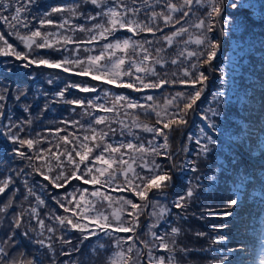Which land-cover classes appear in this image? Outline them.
<instances>
[{
  "label": "snow or ice",
  "instance_id": "obj_1",
  "mask_svg": "<svg viewBox=\"0 0 264 264\" xmlns=\"http://www.w3.org/2000/svg\"><path fill=\"white\" fill-rule=\"evenodd\" d=\"M37 4L38 0H0V27L5 29L0 32V58H12L4 59L0 67L10 72V65L19 62L25 69L58 70L49 72L48 86L65 74L79 78L51 93L37 89L38 96L46 98L42 113L62 103L70 116L78 118L63 119V127L33 135L32 105L21 103L29 99V89L0 87V138L11 143L13 156L27 162L26 168L11 169L0 179V200L8 197L0 204V227L7 222L0 232V264H42L39 256L29 260L26 252L18 251V236H34L33 242L48 252L51 264H59L57 241L61 256L71 258L80 251L69 238L72 233H78L81 245L92 238H110L114 251L106 264H178L177 254L187 256L194 249L178 245L182 228L169 217L176 209V220L184 219L205 182L214 188L223 178L230 198L221 208H202V220L229 219L246 194L264 203V161L256 191L257 177L237 168L235 157L231 166L221 157L210 172L187 177L183 194L167 201L174 177L199 173L196 161L213 151L231 156L228 145L240 143L246 135L247 125L240 134L227 135L218 118L234 99H244L229 90L232 63L234 58L238 66L245 62L242 58L254 52L255 45L247 42L245 47L246 42L240 41L223 63L214 62L224 40L246 27L243 16L227 14V8L255 18L252 0H71L33 13ZM88 6L91 10H82ZM259 15L264 20V12ZM120 32L129 35L120 38ZM78 33L85 38H78ZM11 38L18 43H11ZM259 46L264 49V39ZM258 55L264 57V52ZM213 73L219 85L209 103L215 106L203 107ZM28 78L36 80L37 75L32 72ZM168 88L180 90L168 92ZM69 90L90 95L70 99ZM157 91L163 105L154 95ZM9 100L27 117L16 116ZM140 115H154L155 123L149 126ZM195 115L199 124L190 119ZM190 124L195 131H188L186 141L173 150L171 138ZM141 131L151 138L145 140ZM251 153L264 154V135ZM73 181L82 185L73 187ZM60 190L63 195L57 194ZM21 196L24 201L18 202ZM49 200L56 207L41 215ZM145 215L150 222L147 238L141 239L138 230ZM227 227L213 225L211 232L196 233L210 238V246L201 253L214 254L211 264H234L237 254L245 251L243 244L228 246L230 241L222 234ZM64 264L80 262L69 259ZM258 264H264V250Z\"/></svg>",
  "mask_w": 264,
  "mask_h": 264
},
{
  "label": "trees",
  "instance_id": "obj_2",
  "mask_svg": "<svg viewBox=\"0 0 264 264\" xmlns=\"http://www.w3.org/2000/svg\"><path fill=\"white\" fill-rule=\"evenodd\" d=\"M65 3H71V0H38V4L33 7L32 11L33 13H38L41 11L48 10L51 6L59 5V4H65ZM264 5V4H262ZM84 11L91 10V6L85 7L82 9ZM227 14H231L235 16V13H231V10L227 8L226 10ZM237 15H242L244 18V23L246 27L257 29L261 33L264 34V20L259 19L256 20L255 18L251 17L249 12H243L239 13L237 12ZM78 23H82L83 21H77ZM5 31L4 28L0 27V32ZM126 32H120L118 33V37L122 38L124 37ZM78 38L84 39L85 36L83 33H78ZM218 35V33H217ZM151 38V37H149ZM11 43L17 44L18 41H16L14 38L10 39ZM225 44L229 42V39L224 40ZM223 42V43H224ZM222 43V46L224 47L225 44ZM21 50L22 46H21ZM226 50V49H225ZM4 59H8L11 61L12 58H0V64L4 62ZM222 58L218 59L216 58L215 64L219 65ZM12 70L6 71L2 67H0V87H3L4 85H10L11 88L14 90L15 88H19L21 90L27 88L29 89V99L27 101H22L21 103H30L32 105L31 108V114L33 117V135L35 132H43L45 128H56V127H63V125L60 123L63 119H77L76 116H70L68 106L62 103H56L51 106V110L45 111L42 113L43 105L46 102V98L43 96H38L37 89H43L44 91H48L49 93L56 91L59 89V87H63L64 84H66L69 79L76 81L79 78L76 77H69L66 74L61 77L59 81H57L56 85L48 86L46 83V80L48 78L49 72L58 71V70H44V69H36L35 67L33 69H25L19 66V62H16L14 65H10ZM169 71H172V67L169 66ZM35 72L37 75L36 80H30L28 77L29 75ZM215 74L213 73L210 80H209V86L207 87V92L205 93V96L208 98L211 95L213 85L212 82L215 80L214 78ZM258 80L254 82L253 84H250L253 89V93L250 94L251 98L254 100V98H257L259 100V105L255 104L251 106V110L247 114L246 119L249 121V133H252L255 129H257L256 124L258 125L262 119L263 111H264V66L261 68L258 72ZM217 77V76H215ZM256 84V85H254ZM261 86H260V85ZM114 87V86H111ZM117 92H127L131 93L130 90L127 89H115ZM180 90L179 88L173 89L168 88L166 91L173 92ZM156 93L159 94V97L161 99L158 101L159 103H163L162 94L157 91ZM90 94L86 93H80L77 90H69V96L68 98H81L83 96H88ZM50 99V97H49ZM8 107L13 108L15 111V115L19 116L21 118H26L27 114L23 113L19 110V108L16 107L15 101L9 100L7 102ZM139 119L144 123H150L151 125L155 123V116H144L140 115ZM191 120L195 121L197 124L200 123V120L198 118H195V116L190 117ZM193 125V124H191ZM71 131V129H69ZM185 130L184 133L181 134L180 132H177L173 135V137L170 140V144L173 150L179 148L184 142H185ZM63 135V133H61ZM27 138V137H25ZM223 142V141H222ZM252 144L254 145V140L251 138L250 141V149L252 147ZM229 146V145H228ZM47 147V145H45ZM232 147V148H231ZM229 146L230 150L235 155V158L237 159L236 167L237 168H243L245 170L247 165H250L253 169V175L256 176L257 171H261V164L260 163H250L245 161V159L242 156V149L239 148V146ZM183 155V154H181ZM258 155V154H257ZM181 157H177V160L179 161ZM214 155L211 156L209 159L210 163L214 162ZM166 163V162H165ZM27 162L21 161L18 157H15L12 155V145L10 142L4 140L3 138H0V179H3L7 174L8 171L11 169H21L26 168ZM229 165L231 166V162H229ZM203 170L209 169V166L207 163L203 165ZM248 171V170H247ZM15 179V176H14ZM174 185L167 189V201L173 200L177 195L183 194L185 188L187 185L185 184V179L181 178V176L174 177ZM260 181L257 180V183L259 184ZM82 185V182L80 181H73V187H79ZM17 187L23 188V185L20 183H17ZM84 187H88L89 190H92V187L90 185H86ZM203 190L206 192V186L203 185ZM68 191H72V188H68ZM57 194L63 195V190H60ZM214 194V196H213ZM8 195H11V193H8ZM7 196L3 197V200H0V204L3 203L4 200H7ZM230 198L229 196V185L222 180L218 187H216L213 192H207L205 197L202 199V201L198 202L195 200V194L191 200L190 206L187 209V212L184 214L185 218L181 220L172 219L174 223H176L178 226L182 228V232L179 236L176 237V240H179L181 243H178L180 247H187L189 249H194V251H191L187 256H184L183 254H177L176 260L178 261V264H211L213 253L209 252L206 254L201 253V249L207 248L210 246V238L206 237H197L196 233L198 231L200 232H211L213 225H220V224H227V229L224 230L222 234L226 235L230 241L229 247H238L240 244H243L245 246V252L246 253H238L237 256L239 257L238 260L234 261V264H240V261L243 262V264H250L251 254H249L250 249V238L248 234H246L247 230V221H248V215H249V202L245 200L244 202L235 209V213L233 216H231L229 219H200V212L202 208H221L223 206V203ZM24 198L23 196L20 197V201L23 202ZM163 201V202H167ZM24 207H28V202H24ZM56 206L53 205L50 200L48 202L47 208L43 209V212H41V215L44 214V212H47L49 209L55 208ZM179 210L173 209V215H175ZM63 213V210H60V214ZM208 214L205 213V216ZM216 215L223 216V212H218ZM141 220V229L138 230V234L140 235L141 239L147 238L145 236L146 232V225L149 223L148 216H142L140 218ZM7 222H5L3 227H0V232L6 229ZM23 231V229H21ZM125 235V234H121ZM73 244L80 245V251L78 254H73L71 258L66 256L60 255L61 245L59 242H56V260L59 262V264H64L66 260H78L80 264H106L107 257L109 253L114 250L112 240L110 238H106L103 240V244L105 245L104 249H97L95 256L90 255V248L92 247V240L84 241L83 244H80V239L78 233H72L69 237ZM35 237L32 238L24 237V236H18L17 242L20 244V248L18 251H23L27 253V258L30 260L33 255H37L40 257V260L42 264H51V259L49 257V254L46 250H41L38 248V246L33 242ZM67 251V248L64 249Z\"/></svg>",
  "mask_w": 264,
  "mask_h": 264
},
{
  "label": "rangeland",
  "instance_id": "obj_3",
  "mask_svg": "<svg viewBox=\"0 0 264 264\" xmlns=\"http://www.w3.org/2000/svg\"><path fill=\"white\" fill-rule=\"evenodd\" d=\"M252 3L255 5V12L257 13L255 19L259 20L260 19V13L264 12V0H252ZM229 10H231V13H235V16L237 14V12H233V10L229 7ZM129 35L128 33L125 34V36ZM124 36V37H125ZM123 38V37H122ZM264 39V34L261 33L259 30L257 29H252V28H248L245 27V29L243 30V32L241 33H232L230 38H229V42L225 44V42L223 44H225V46H221L220 49V53L217 56V58L221 59V63L224 62V57L226 55L230 56L232 55V48L235 46L236 43L240 42V41H245V47H247V42H251V44L255 45V50L252 53H248L247 55H245L242 58V62L239 64V66L236 64L235 62V58L233 59V63H232V67L235 69V71L232 72L231 77H230V81H229V90L230 91H235L237 97H244L243 100H239V99H234L232 103H230L229 105H227L226 108L222 109L223 111V116L221 118H218L219 123L221 128L224 130L225 133H227V135L231 136V135H236V134H240L242 132L243 126L247 125L246 128V135H244L243 140L240 143H236L235 146H241L239 148L242 149V151L244 150L246 152V156H252V158H257L256 161H264V154H258L255 155L256 157H253L252 153H251V149H250V141L251 138L254 140V145L252 144V147H254L257 143V140L259 138L262 137V135H264V117H262L260 123L257 126V129H255L252 133H249V121L246 119L247 114L249 113V111L251 110V106L254 105L255 108V104L259 105V100L257 98H254V100L251 98L250 94L253 93V89L252 86H250V84H253L254 82H256L258 80V72L261 68H263L264 66V57H261L260 55H258L261 52H264V49H262L259 46V42ZM194 47V46H193ZM226 49V50H225ZM215 74V73H214ZM215 76H217L215 74ZM215 80L212 82V85L214 86L211 92L212 93L217 89L218 85H219V77H215ZM256 85V84H254ZM260 85V84H259ZM209 86V83H208ZM261 86V85H260ZM127 93V92H126ZM131 95H135L134 93H130ZM154 95L159 97L158 93H154ZM211 95L207 98L206 96L204 97V104L203 107H210V106H215L210 104L209 102L211 101ZM199 103V102H198ZM161 105H163V103H161ZM263 116H264V111H263ZM196 123V122H195ZM149 126H151L150 123H146ZM197 124V123H196ZM188 131H195V125H189L188 129H185V141L187 138V133ZM141 135L145 138V140L150 139L151 135L145 132L141 131ZM231 147V145H229ZM228 146V147H229ZM192 148L195 149V145H192ZM232 148V147H231ZM229 152L231 153V156L225 154L224 152H217V151H213L211 153L208 154L207 157H201L199 160L196 161V164L199 168V173L193 174V173H186L184 176H181V178L186 179L187 177H191L197 174H201V173H208L211 171V169H213L214 167L217 166V160L218 158H223L226 161L231 162V159L233 157H235L234 153L232 152V150H230L229 148ZM214 155V162L210 163L209 159L211 158V156ZM207 163V165L209 166V169H205L203 170L202 167H204L203 165H205ZM238 164V163H237ZM240 168V167H239ZM246 169L253 173V169L250 165L246 166ZM254 174V173H253ZM256 191H259V184L257 183V180L260 181V171H257L256 173ZM223 178H221L222 182ZM220 184V183H219ZM218 184V185H219ZM215 186L214 188H209L207 186V183L205 182V186H206V192L203 190V186L201 188H199L197 190V192L195 193V200L200 202L202 201V199L205 197L207 192H213V190L216 189ZM249 189L252 190L253 186L250 185ZM113 196H117V195H121V193H116L113 192L112 193ZM214 196V194H213ZM130 198V197H129ZM245 200L249 202V215H248V221H247V230H246V234H248L251 244H250V249L249 254H251V256H249V258H251L250 260V264H258L259 261V257L261 254V251L263 250V245H256V236L258 235V228L256 226L260 225V220L261 216L259 214V206L261 203H255L256 201H260L259 199H250L248 197V195H245ZM114 207H116V205H114ZM109 212L111 211V209L108 210ZM173 211V210H172ZM175 215H172L169 217L170 220L175 219ZM149 220V217H148ZM181 220V219H180ZM150 222V221H149ZM106 238L101 236L100 239H96L93 238L92 240V247L90 248V255L93 257L96 254L97 249H99L97 246L99 244H103V240H105ZM177 243H181L179 240H177ZM104 245V244H103ZM105 246V245H104ZM257 247V251L255 252ZM114 251V250H112ZM112 251L109 253L108 257L111 255ZM243 253H246L245 251ZM160 254H163L162 252ZM107 257V259H108Z\"/></svg>",
  "mask_w": 264,
  "mask_h": 264
}]
</instances>
